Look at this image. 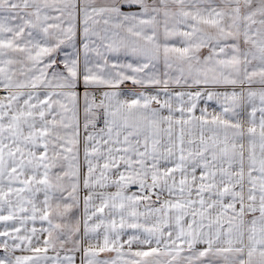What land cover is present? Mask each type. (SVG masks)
<instances>
[{
	"label": "crops",
	"instance_id": "crops-1",
	"mask_svg": "<svg viewBox=\"0 0 264 264\" xmlns=\"http://www.w3.org/2000/svg\"><path fill=\"white\" fill-rule=\"evenodd\" d=\"M255 4L0 0V182L22 183L0 190L22 198L0 201V264H264V205L218 247L216 225L194 235L201 209L183 225L193 236H172L169 205L133 193L185 178L165 151L170 104L219 96L217 83L239 85L225 96H264V77L249 86L250 35L238 28ZM218 69L246 72L237 84Z\"/></svg>",
	"mask_w": 264,
	"mask_h": 264
},
{
	"label": "rangeland",
	"instance_id": "rangeland-1",
	"mask_svg": "<svg viewBox=\"0 0 264 264\" xmlns=\"http://www.w3.org/2000/svg\"><path fill=\"white\" fill-rule=\"evenodd\" d=\"M248 13V19L243 18L238 28L242 23L244 31H249L248 71L254 81L249 86L256 89L262 82L257 79L264 77V6L249 5ZM218 70L226 73L227 78L237 79V84L246 72L240 69H233L232 73L228 69ZM231 84L217 83L211 89L219 96H182V100L172 101L177 106H169L168 146L165 151L170 165L176 160L183 162L185 178L174 176L165 181L167 186L164 183L160 185L161 190H156L160 186L147 182L148 185L133 192L142 197L143 202L156 204L163 200L169 205V227L172 226L169 235L172 236H193L190 231L185 232L183 225L190 228L187 226L198 222L193 216L201 209V227L194 235H198L195 236L198 239L201 235L203 242V235L216 225V237L223 236L218 247L228 240L224 239L226 232V237L233 238L234 244L239 241L247 228L246 218L252 219L257 214L254 208L264 205V101L259 100L264 96H225L240 89L236 83ZM196 87L186 85L184 91L188 94H192L189 91H202L201 94L206 95L208 89ZM100 126V122L95 124L96 128ZM16 184L22 183L2 182L0 190L15 192ZM41 184L47 187L48 182L42 181ZM165 188L167 198H162L160 191L164 193ZM40 198L46 202L49 199ZM2 199H6L9 205H15L22 198L0 196V201ZM176 225L180 227H173Z\"/></svg>",
	"mask_w": 264,
	"mask_h": 264
}]
</instances>
